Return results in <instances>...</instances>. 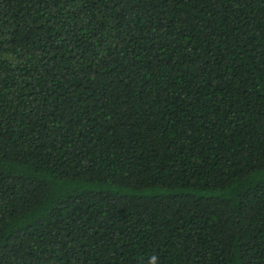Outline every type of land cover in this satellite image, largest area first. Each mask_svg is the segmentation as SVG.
Returning a JSON list of instances; mask_svg holds the SVG:
<instances>
[{
	"label": "trees",
	"instance_id": "obj_1",
	"mask_svg": "<svg viewBox=\"0 0 264 264\" xmlns=\"http://www.w3.org/2000/svg\"><path fill=\"white\" fill-rule=\"evenodd\" d=\"M0 264H264V0H0Z\"/></svg>",
	"mask_w": 264,
	"mask_h": 264
}]
</instances>
